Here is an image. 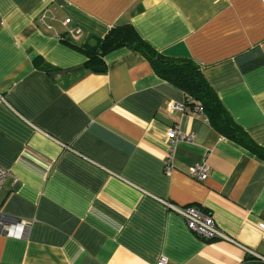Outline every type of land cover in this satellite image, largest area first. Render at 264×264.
I'll return each instance as SVG.
<instances>
[{
    "label": "crops",
    "instance_id": "obj_1",
    "mask_svg": "<svg viewBox=\"0 0 264 264\" xmlns=\"http://www.w3.org/2000/svg\"><path fill=\"white\" fill-rule=\"evenodd\" d=\"M48 8L52 29L39 21ZM65 18L79 43L129 23L159 53L192 59L264 148V0H0V213L30 222L22 238L0 234V264H264L242 249L264 257V159L141 53L119 47L90 70L58 37ZM173 126L194 136L173 140L165 174ZM203 160L200 182L187 169ZM164 202L208 212L237 244L198 238Z\"/></svg>",
    "mask_w": 264,
    "mask_h": 264
},
{
    "label": "trees",
    "instance_id": "obj_2",
    "mask_svg": "<svg viewBox=\"0 0 264 264\" xmlns=\"http://www.w3.org/2000/svg\"><path fill=\"white\" fill-rule=\"evenodd\" d=\"M63 40L82 51L87 57L85 65L94 72L105 70L104 56L116 48L127 47L141 53L150 62L157 76L182 90L193 100L194 105L198 103L201 106L202 112L215 129L264 159V148L255 144L233 121L205 79L200 66L192 59L174 58L159 53L129 23L112 26L105 36L93 44L79 43L68 37Z\"/></svg>",
    "mask_w": 264,
    "mask_h": 264
},
{
    "label": "built area",
    "instance_id": "obj_3",
    "mask_svg": "<svg viewBox=\"0 0 264 264\" xmlns=\"http://www.w3.org/2000/svg\"><path fill=\"white\" fill-rule=\"evenodd\" d=\"M54 19V13L52 8L44 10L39 15L40 23L46 29H52V25L49 23L50 20ZM71 20L70 18H65L62 21L63 26L66 28L65 35H58L60 40H63L65 37L70 38L71 40H77L83 35L81 28L74 26L69 27ZM179 110H182L181 106L176 107ZM194 112H202V108L198 103H195ZM193 134H183L178 131L177 126L169 127L166 132V139L168 142V149L165 158L163 159V166L165 174H170L173 164V152L174 145L173 140L175 139H184L191 141L193 139ZM205 159V158H204ZM210 168L206 164L205 160L198 162L187 169V174L194 178L197 181H204L209 175ZM9 171L0 167V189L2 188L5 178L9 175ZM165 205L174 213L179 215L185 222L186 227L198 238L210 241V240H227L229 242H234L229 236H226L216 225L213 217L208 212H203L201 210L188 207V206H177L169 202H164ZM30 222L25 219H11L6 218L0 213V234L7 237L22 238L25 236L29 228ZM257 229L260 232L261 239L264 241V220H261L257 223ZM245 253L249 254L252 257L259 258L264 260V257L252 252L244 247H242ZM156 264H166V259L164 257L159 258Z\"/></svg>",
    "mask_w": 264,
    "mask_h": 264
}]
</instances>
